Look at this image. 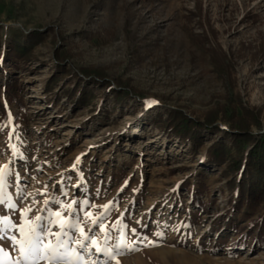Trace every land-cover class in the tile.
<instances>
[{"label": "rangeland", "instance_id": "374dc122", "mask_svg": "<svg viewBox=\"0 0 264 264\" xmlns=\"http://www.w3.org/2000/svg\"><path fill=\"white\" fill-rule=\"evenodd\" d=\"M17 33L38 34L18 67L5 60ZM0 41V216L19 225L20 210L34 221L71 204L85 232L102 241L103 224L111 237L109 254L84 250L85 264H264V245L241 235L257 233L261 208L236 211L224 163L206 161L219 133L200 129L196 147L157 124L173 110L203 120L231 108L251 111L264 133V0H0ZM77 82L82 103L64 93ZM15 85L12 101L4 89ZM14 234L0 238L3 264L19 259Z\"/></svg>", "mask_w": 264, "mask_h": 264}, {"label": "trees", "instance_id": "16d2710c", "mask_svg": "<svg viewBox=\"0 0 264 264\" xmlns=\"http://www.w3.org/2000/svg\"><path fill=\"white\" fill-rule=\"evenodd\" d=\"M189 12L193 15L191 11ZM37 40L38 34H28L26 36L22 33L15 34L6 44L5 60L13 64L16 62L15 66L18 67L19 63L30 59L29 46ZM57 63L58 68H63L61 61H57ZM216 67L223 72L226 65L221 62ZM79 75L80 78L91 80V82L102 81L92 73L81 72ZM79 77L77 76V78ZM56 80L57 77L51 81ZM104 83L107 84V91L115 89L111 83L105 81ZM124 86H121L120 92L113 91L114 99L118 103L124 97L129 96V90L127 86ZM16 87V85L8 86L4 89L5 95L12 101L16 100L17 93L14 91ZM87 88L77 82L75 88L64 93L70 98L74 95V91L78 90L80 99L78 102L82 103L89 97ZM222 111L223 115L218 119L210 115V117L200 120L192 118L182 111L173 110L169 112L167 119L157 124L162 130L169 131L182 141H190L196 147L200 144V129L205 128L219 133L220 139L213 141L205 150L206 161L217 166L224 163L222 175L229 177L226 181L229 190L236 191L234 206L236 211H239L242 207H247L252 211L261 208V212L250 220L252 228L257 229V233H254L252 229L241 233V235L244 239L250 238L252 242L264 245V133L260 134L258 131L253 130V126L258 130L260 124L251 111L240 113V115L235 114L231 108H224ZM0 120L2 122L0 125L8 122V112L2 101H0ZM227 129L233 132L230 134L226 131ZM227 136L230 137L231 147H228L222 140ZM200 192L201 189H198L192 193L191 199L195 206L202 207V202L197 198ZM237 244V242L232 243L233 246Z\"/></svg>", "mask_w": 264, "mask_h": 264}, {"label": "snow or ice", "instance_id": "6c2138e0", "mask_svg": "<svg viewBox=\"0 0 264 264\" xmlns=\"http://www.w3.org/2000/svg\"><path fill=\"white\" fill-rule=\"evenodd\" d=\"M151 103L157 102L151 101ZM4 177L5 173L0 171V204L5 201ZM48 203L45 201L46 205ZM75 203L77 202L73 201V204ZM7 207L15 210L16 205L9 203ZM104 207L107 209L108 206ZM62 208L63 205H61ZM45 210L48 211V215H38L34 221L26 219V212L31 209L20 210L21 223L19 225L15 224L9 216H0V238H3V234L12 229H15L16 232L9 237L18 249L19 259L15 264H38L39 261H44V264H85L84 250L91 248H95L97 254H109L106 246L111 237L103 224L98 225V221L102 217L92 221V225H98L104 233V239L98 241L95 236L90 234L91 227L87 232L84 231L78 218H75L76 210L71 204L68 205V216H65L60 209L46 208ZM85 215H89V213H85ZM77 231L79 238L73 239ZM8 255L9 253L0 247V264H3L2 257Z\"/></svg>", "mask_w": 264, "mask_h": 264}]
</instances>
